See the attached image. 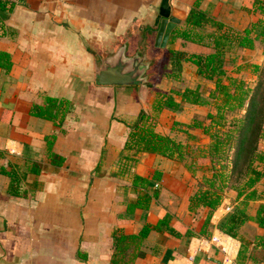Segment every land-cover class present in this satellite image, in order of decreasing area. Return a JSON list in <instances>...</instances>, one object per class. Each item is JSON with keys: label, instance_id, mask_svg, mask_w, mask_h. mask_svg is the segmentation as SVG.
<instances>
[{"label": "crops", "instance_id": "obj_1", "mask_svg": "<svg viewBox=\"0 0 264 264\" xmlns=\"http://www.w3.org/2000/svg\"><path fill=\"white\" fill-rule=\"evenodd\" d=\"M160 1L0 0V164L8 168L11 162L35 161L39 167L38 173H28L21 182L19 197L6 193L10 178L0 172V264H108L115 229L137 233L145 223L165 216L180 234L151 228L146 239L157 250L146 251L133 264H180L191 237L209 235L233 211V187L226 188L209 217L202 205L190 211L189 195L197 180L182 161L124 149L127 123L147 107L138 84L95 82L96 69L115 55L141 57L147 64L143 72L150 77L151 72L173 69L169 48L210 50L194 41L172 40V31L165 46H156L153 20ZM194 1L168 0L171 14L179 18L176 25L183 23ZM199 4L235 29L264 21L260 7L264 0H199ZM252 64L259 68L254 70ZM224 66L252 85L257 79L252 72L264 70V38L226 53ZM179 72L178 77L166 73L157 77L155 87L169 91L167 83L179 86L177 90L200 84L206 93L213 86L190 61H182ZM47 94L68 100L61 126L31 114V106L42 104ZM207 108L193 103H184L179 111L164 108L155 129L185 141V131L173 128V122H190ZM187 130L192 134L190 143L209 142L202 128ZM50 133L56 134L52 150L53 156L63 157L60 163L46 153ZM11 145L13 152L6 149ZM155 171L160 178L151 185L133 184L134 173L149 176ZM255 187L264 191V175ZM145 196L146 206L134 205L144 202ZM263 201V195L249 201L250 218L237 229V264H264V225L255 220ZM225 204L230 205L226 212ZM194 264H219V253L198 252Z\"/></svg>", "mask_w": 264, "mask_h": 264}, {"label": "trees", "instance_id": "obj_2", "mask_svg": "<svg viewBox=\"0 0 264 264\" xmlns=\"http://www.w3.org/2000/svg\"><path fill=\"white\" fill-rule=\"evenodd\" d=\"M260 7L264 10V6ZM259 36L264 38L262 19L251 22L243 29H235L207 13L200 7L199 0H195L183 23L173 28L171 38L201 43L210 47V50L187 52L169 48L173 69L166 72V75L178 77L182 61H190L195 65L196 73L212 81L213 86L206 93L200 84L185 86L181 90L162 91L152 89V81L147 80L148 88H151L147 107H141L137 116L127 123L128 133L124 143V149L134 153L156 152L183 162L197 180L189 195L190 211L202 205L203 213L209 217L222 201L226 188L233 187L236 190L233 211L218 226L238 239V227L250 218L246 212L249 201L264 196V191L260 193L255 187L264 175V150L257 147L258 139L264 136V98L259 95L264 87V70L260 69L256 81L251 85L244 78L228 72L224 65L226 53L239 47L252 46L253 40ZM252 65L254 70L259 68L258 64ZM67 102L66 98L47 94L42 104L34 103L31 106V114L50 119L55 125L61 126ZM184 103L212 106L213 110H208L204 116L210 118L209 123H205L198 114L187 123L179 120L173 122V128L180 127L188 137H192L187 130L189 127L202 128L209 136L206 145L197 144L193 147L188 141L162 134L155 129L162 109L179 111ZM181 124L185 126L182 128ZM55 135L50 133L47 136L46 153L60 163L63 157L53 156L52 138ZM199 158L205 159V162H199ZM0 172L10 178L6 193L11 197H19L23 190L21 182L25 181L28 173H38L39 167L35 161H28L24 165L11 162L8 168L0 164ZM159 178L157 171L149 176L134 173L132 182L147 187ZM147 198L145 196L144 202L139 200L134 205L146 206ZM168 220V216H165L154 223H145L137 233L128 234L115 229L112 234L113 251L108 257V264H133L135 258L143 256L146 251L157 250V246L146 239L151 228L180 234ZM255 220L264 225V201L257 209Z\"/></svg>", "mask_w": 264, "mask_h": 264}, {"label": "water", "instance_id": "obj_3", "mask_svg": "<svg viewBox=\"0 0 264 264\" xmlns=\"http://www.w3.org/2000/svg\"><path fill=\"white\" fill-rule=\"evenodd\" d=\"M178 21L179 18L171 14V6L168 0H161L158 12L153 20V25L157 26L154 41L156 46H165L170 32ZM146 66L147 64L142 62L141 57L136 55L129 58H124L122 55H115L114 58L104 61L96 69L95 82L98 84H138L140 99L145 102L148 85L147 73L143 71Z\"/></svg>", "mask_w": 264, "mask_h": 264}, {"label": "built area", "instance_id": "obj_4", "mask_svg": "<svg viewBox=\"0 0 264 264\" xmlns=\"http://www.w3.org/2000/svg\"><path fill=\"white\" fill-rule=\"evenodd\" d=\"M7 151H15L13 145L7 146ZM230 209L229 204L223 206V211ZM240 241L233 234L219 226L215 227L209 235L192 236L187 252L180 258V264H194L198 252H208L215 249L219 253V264H237V254Z\"/></svg>", "mask_w": 264, "mask_h": 264}, {"label": "rangeland", "instance_id": "obj_5", "mask_svg": "<svg viewBox=\"0 0 264 264\" xmlns=\"http://www.w3.org/2000/svg\"><path fill=\"white\" fill-rule=\"evenodd\" d=\"M151 73H152V75H150V77H147V80L152 81V84H153L152 89H157V88L155 87L156 84L158 83V81L156 82L157 77H161V78H162V76H163L164 73H166V72H151ZM250 73H251V72H250ZM252 73H256V75H258V72H252ZM262 73H263V72H262ZM158 74H159V75H158ZM163 77H164V76H163ZM155 83H156V84H155ZM173 86H174V83H172V84L167 83V84H166V88H167L169 91H171V89L173 90V89H177V88H179V86H178V87H176V86L173 87ZM150 93H151V88H148V93H147L146 101H147V98H148V96L150 95ZM259 95H260L261 97L264 98V87H263V89L261 90V93H260ZM208 110H213V108H212L211 105L206 109L205 112H204V111H200L199 113H197V114H198V117H200V118L203 117L202 119H203V121H204L205 123L208 122V120H209V122H210V118H209V117H204L205 114H206V112H207ZM201 116H202V117H201ZM228 116H229V115H228ZM228 118L230 119L231 116H229ZM229 119H228L227 123H229ZM209 122H208V123H209ZM262 125H263V129H264V121L262 122ZM180 133H183V132L181 131ZM183 134H185V136H186V137H185V138H186L185 142L188 140L189 143H190V140H189V137L187 136V133L185 132V133H183ZM192 142H193V141H192ZM200 144H201V142H200ZM190 145L193 146V147H195V146L197 145V143L194 141L193 143H190ZM257 147H258L260 150H264V136L258 139ZM198 161L203 163V162H205V159H203V158H199Z\"/></svg>", "mask_w": 264, "mask_h": 264}]
</instances>
